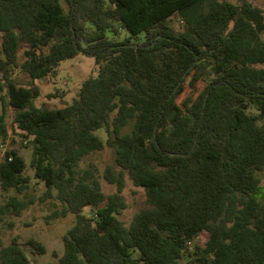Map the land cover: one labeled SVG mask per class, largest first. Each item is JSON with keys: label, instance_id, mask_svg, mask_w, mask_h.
<instances>
[{"label": "trees", "instance_id": "16d2710c", "mask_svg": "<svg viewBox=\"0 0 264 264\" xmlns=\"http://www.w3.org/2000/svg\"><path fill=\"white\" fill-rule=\"evenodd\" d=\"M122 30L124 39L109 38ZM263 31L254 0H0V143L11 106L43 196L56 191L62 215L75 218L60 264H264ZM79 54L95 58L98 74L72 102L36 106L35 81ZM106 146L122 168L106 166L117 185L108 195L91 168H78ZM25 168L15 149L0 153V187L27 188ZM124 170L147 202L129 225L118 217ZM28 204L11 195L0 221ZM26 245L47 251L37 238ZM0 264L33 262L13 237Z\"/></svg>", "mask_w": 264, "mask_h": 264}, {"label": "rangeland", "instance_id": "374dc122", "mask_svg": "<svg viewBox=\"0 0 264 264\" xmlns=\"http://www.w3.org/2000/svg\"><path fill=\"white\" fill-rule=\"evenodd\" d=\"M231 1L237 2L238 0ZM254 1L264 5V0ZM127 34L125 30H122L118 35L108 32L109 38L117 40L124 39ZM143 36L144 34H141L139 39ZM262 36L264 37V31ZM23 50L24 48L21 49V54ZM98 71L99 66L93 56L79 54L74 58L62 60L56 72L35 81L40 87L41 94L34 98L33 103L36 106L49 108L70 103L77 96L82 82L91 75L96 76ZM14 76L19 83L23 85L30 84L31 77L21 68L15 71ZM189 92L190 88L186 86L179 97V101ZM14 115L15 109L7 106L6 120L10 128V134L4 143H0V153L3 154L7 149H15L20 153L26 161L24 173L30 177V182L29 186L21 192H18L15 188L3 190L0 187V202L5 203L11 195H16L18 199L27 201L29 204L20 214H7L0 221V252L11 243L13 237H17L33 264H60L59 257L64 251L63 236L74 224L75 218L71 213L62 215L63 204L56 197V191H53L52 196H43L45 185L34 177V171L30 164L33 146L28 141L29 139L23 137L20 131L12 128ZM132 127L133 120L127 125L126 130L131 131ZM107 165H111L115 173L122 169L116 162L114 149L108 146L84 156L78 168L81 171L91 168L93 174L101 182L103 191L108 195L117 191V185L105 179L103 173ZM124 173L125 185L122 193L126 198L127 207L118 214V217L126 225H129L134 214L145 208L147 202L144 188L134 185L126 170H124ZM259 175L264 191V171L260 172ZM84 212L90 214V209L85 208ZM31 237L42 241L46 245L47 251L40 254L26 245V241ZM205 238L206 234L203 233L198 237L197 242L201 243Z\"/></svg>", "mask_w": 264, "mask_h": 264}, {"label": "built area", "instance_id": "2783aa9c", "mask_svg": "<svg viewBox=\"0 0 264 264\" xmlns=\"http://www.w3.org/2000/svg\"><path fill=\"white\" fill-rule=\"evenodd\" d=\"M198 241V236H196L193 240H190L188 242L189 248L192 249L194 246V243H196Z\"/></svg>", "mask_w": 264, "mask_h": 264}]
</instances>
